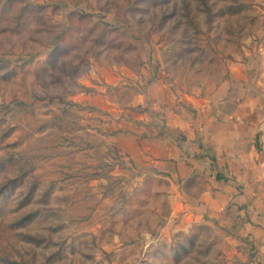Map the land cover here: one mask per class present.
<instances>
[{
	"label": "rangeland",
	"instance_id": "1",
	"mask_svg": "<svg viewBox=\"0 0 264 264\" xmlns=\"http://www.w3.org/2000/svg\"><path fill=\"white\" fill-rule=\"evenodd\" d=\"M16 1L0 13V264L249 259L213 219L163 235L183 179L109 138L139 114L159 134L169 112L202 116L221 85L263 106L264 0ZM183 183L203 191L202 175ZM179 231L198 235L175 260Z\"/></svg>",
	"mask_w": 264,
	"mask_h": 264
},
{
	"label": "crops",
	"instance_id": "2",
	"mask_svg": "<svg viewBox=\"0 0 264 264\" xmlns=\"http://www.w3.org/2000/svg\"><path fill=\"white\" fill-rule=\"evenodd\" d=\"M224 88L203 96L202 116L169 112L161 120L163 134L155 121L149 129L148 118L139 114V126H120L109 140L121 151H151L158 164H168L165 170L183 179L169 194L163 235L213 219L230 231L236 254L245 250L241 247L245 240L251 241L253 257L240 264H264V105L241 101ZM195 175L203 176V191L197 196L183 183Z\"/></svg>",
	"mask_w": 264,
	"mask_h": 264
},
{
	"label": "trees",
	"instance_id": "3",
	"mask_svg": "<svg viewBox=\"0 0 264 264\" xmlns=\"http://www.w3.org/2000/svg\"><path fill=\"white\" fill-rule=\"evenodd\" d=\"M16 0H0V13L6 12L7 10L10 11L12 7H14L15 4L18 5V3H16ZM42 6H38L37 9H41ZM32 8L34 9V7L32 6ZM27 9L26 6L22 5L19 7L18 10V14L16 15V26L17 27H13V30H17V28L20 26L22 21V17L25 14V10ZM38 13V12H37ZM58 46V45H57ZM62 46H58L56 51H60L62 50ZM56 54V53H55ZM217 222V221H215ZM218 223V222H217ZM219 224V223H218ZM195 227L199 228L200 225H195ZM208 228L207 225L203 224V232ZM224 230H226L228 232V235L230 234V231L226 228L223 227ZM183 235V239H180V236ZM197 233L193 232V233H185L184 231H179L177 233L174 234V239L175 241L169 245V253L171 255L174 256L175 260H178L181 256L182 252H187L188 247L192 246L195 242V238L197 237ZM251 248H253V245H251ZM165 255V253H164ZM168 255L166 254L165 257H167ZM169 257V256H168ZM253 257L250 256L249 260H251Z\"/></svg>",
	"mask_w": 264,
	"mask_h": 264
}]
</instances>
